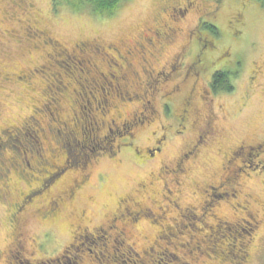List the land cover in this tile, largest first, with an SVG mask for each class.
<instances>
[{
	"label": "rangeland",
	"instance_id": "1",
	"mask_svg": "<svg viewBox=\"0 0 264 264\" xmlns=\"http://www.w3.org/2000/svg\"><path fill=\"white\" fill-rule=\"evenodd\" d=\"M187 1H194L195 6L192 4L180 19L177 18L175 34L155 46L159 49L157 55L148 58L154 68L160 70L177 61L182 74L184 69L194 66L195 39L202 37L213 44L212 63L209 65L204 60V70L187 78L169 103L170 112L178 114L188 97L189 111L184 123L187 127L182 131L180 125L163 114L161 95L148 97L156 99L152 101L155 117L136 130L132 144L123 145L124 141L118 138L113 141L114 145H121L118 152L109 155L106 150H98L99 153L92 154L81 166L71 163L69 158V166L42 192L36 193L31 198L33 203L18 214L14 230L22 234L20 242L24 250L19 256L22 264L24 259L30 264H264V216L258 205L264 198V0H124L111 15H96L88 9L75 11L65 5L53 10L52 0H0V127L23 124L33 114L35 100L43 98L40 72L30 81L14 77V72L33 69L47 59L48 48L36 50L32 40L24 38L23 26L27 22L47 32L66 49H72L80 41L130 46L139 42L143 34L150 37L147 29L157 28L159 21L166 19V7H177L178 3ZM206 21L217 27L215 34L201 26ZM8 31L15 33L18 39ZM225 56L230 60L224 67L225 59L221 58ZM133 62V68L141 72L139 62ZM196 66L192 71H198L199 65ZM216 70L226 71L230 90L220 86L208 88L209 74ZM6 76L10 78L4 79ZM181 78V75L172 76L173 82H180ZM195 78V91L191 92ZM68 97L69 94L63 99L60 97L59 102L66 118L70 116ZM131 107L132 104L125 103L121 108L127 112ZM208 121L210 126L206 130ZM161 125L169 127L167 138L161 150L148 158L143 150L156 145L154 136L163 134ZM26 134L32 135L31 128L28 127ZM198 136L201 140L183 159ZM45 145L58 151L55 160L59 163L63 151L52 139ZM244 146L253 147L249 155ZM33 148L40 153L38 147ZM20 150L23 151L22 145ZM3 152L12 154L10 148ZM35 155L28 154L31 167L24 169L22 179L11 169L0 182L6 199L0 198V251L11 244L14 231L9 224L7 202L16 201L20 192L33 186L43 173L44 165L37 163ZM180 159H183L184 171L176 172L174 176L180 180L175 184L172 169ZM164 165L167 169H163ZM82 170L85 180L72 198L65 197L60 215L41 216L39 206H44L48 198L39 200L40 196L47 191L63 195L73 180H79ZM234 175L235 180L231 181ZM141 184L149 187L142 190ZM208 184H221V187L212 191L214 195L210 191L204 193ZM165 188L173 191V195L179 190L180 207H191L193 213L180 217L170 202L174 197L169 193L170 201L163 198ZM125 197L139 201L153 212L157 207L151 200L156 199L158 205L166 206L164 216L149 212L133 222L122 216L110 222L117 203ZM249 213L255 218L251 219ZM216 218L239 222V226L223 224L221 231L213 234ZM242 219L248 223L241 225ZM174 222H179L177 229L163 235L166 225ZM79 226L91 231L103 228L105 238L103 234L99 238H83V235L74 238L80 232ZM230 243L234 244L230 250L234 254L223 261L218 259V249ZM241 244H247L245 257L237 250ZM114 245L119 252H111ZM128 245L140 255V250L150 246L155 252L150 253V258L141 255L143 260H140L134 253L128 256L129 252H124L128 251Z\"/></svg>",
	"mask_w": 264,
	"mask_h": 264
},
{
	"label": "flooded vegetation",
	"instance_id": "2",
	"mask_svg": "<svg viewBox=\"0 0 264 264\" xmlns=\"http://www.w3.org/2000/svg\"><path fill=\"white\" fill-rule=\"evenodd\" d=\"M192 4L194 5V1H187L184 4L178 3L177 7H166L164 12L166 19L164 18V20H160L157 28L147 29V34H150V37L143 34L141 35V40H139V42H135L130 46H114L112 44L103 46L91 41H80L76 43L72 49H66L60 44H57V41L49 37L47 32L41 30L34 24L27 22L28 24L23 26L24 38L32 40V46L36 50L40 49L41 51L43 50L42 47L48 48L47 59L33 69H24L22 70L23 72L20 71L19 73L14 72V77L20 81H30L34 78L37 71L40 72L38 76L42 83L41 88L43 98L41 100H35L32 113H35L38 107L42 105L44 116L42 115L39 117V119L41 118L40 122H32L33 126L25 121L21 125L0 127V182L9 174L11 169L18 179L23 178L22 173L27 167L26 157H28L29 153H32V149L24 144L26 146L24 150L27 149V151L17 152L12 146L11 141L16 135H22L25 137V132L29 125L34 129V133L37 137L36 144L40 151V153H34L36 154L37 163L41 166L44 165V167L41 169V172H43L42 175L33 186H30L25 192H20L19 198L16 201H6L9 205V224L13 230L17 225L18 214L23 213L27 208V205L33 203L31 202L33 201L31 198L36 193L42 192L48 183L54 181L53 178H55L58 172L68 164L69 157L62 145L61 133H76L78 137H81L82 127L84 125H89L92 129L93 141L96 142L97 145L107 146L108 150H110L109 155H113L115 152H118L121 147L120 144L114 145V140L119 138L124 141L123 145L132 144L136 130L141 127L143 123L148 124L151 122L152 118L154 119L156 112L152 101L156 99L147 98H155L159 95H161V109L163 114L171 118L177 125H180L179 127L182 131L187 127L184 123L187 120V113L189 111L188 97L185 98L186 100L183 102L178 114H172L170 112L171 106L169 103H171L172 98L181 91V84H185L187 78L197 76L198 72L204 70V60H207L209 65L212 63L213 44L207 40L203 41L202 45L195 41L197 49L193 57L194 66H191L192 69L190 70L189 67H187L182 74H180V68H177V61V63L175 61L168 63L167 67L162 65L161 67H165L163 70H160V68H154L148 58H153L157 55L159 49L154 48L155 46L157 47L165 40H169L175 34V25L176 22H178L177 18L180 19L185 12L192 7ZM8 33L18 39L12 31H8ZM225 58L226 56L221 58V60ZM133 60L139 62L141 72H137V70L133 68V65L135 64ZM228 60H230L228 57L224 60V67L228 66ZM196 65H199L198 71H192L193 68L197 67ZM212 74L213 72L209 74V79L207 80V85L210 90L214 88ZM173 75H181L182 78L180 82H173ZM169 77H171L172 80L169 79ZM3 78L7 80L10 77L6 76ZM169 80L173 83L169 84L170 82H167ZM195 84L196 78L193 79L191 92L195 91ZM201 89L205 91V88L202 87ZM160 91H162V93H160ZM68 94L70 95V97H68L70 102V116L66 118L59 102L65 97V95L68 96ZM78 95H80V97H78ZM84 96H86L85 99ZM125 103L133 105V107L127 112L122 111L121 108ZM49 105L54 111L53 114L48 109ZM52 115L53 117L51 118ZM196 119L198 118L196 117ZM42 121H44V124ZM194 122L195 121L193 120L192 123ZM169 125L172 124L170 123ZM208 126H210L209 121L205 126L206 130H209ZM161 128L163 134L154 136V143L156 145L145 147L143 150V153H145L148 158L154 157V155L161 150V145L167 138L169 127L161 125ZM182 131L179 130L178 132ZM49 139H52L53 142L56 143L57 148L63 151V157H61L59 163L55 160L57 159L58 151L49 146L48 148H45V142ZM199 140H201V136H198V139L195 140V143L191 148L183 154V159L184 157H188V154H191L193 148L199 143ZM5 148H10L12 154H5L3 152ZM115 148L116 150H114ZM244 148L245 152L249 155V151L252 150L253 147L244 146ZM135 151L138 156H141V153L138 150L135 149ZM233 154L234 151L231 155ZM183 159H180L172 169V172H175L173 176L176 175V172L183 173L184 167L181 164ZM228 159L230 160V157L227 158V161ZM163 169H167V167L164 165ZM235 177V175L232 176L231 181L235 180ZM173 178V182L179 184L180 178L176 176ZM84 180L85 174L82 170L79 180H73V184L66 188L63 195H52L50 191H47L40 196L39 200L48 198L44 206L43 204H40L39 206L38 211L41 216L45 218L58 217L61 213V204L65 200V197L72 198L75 194L76 188ZM149 184L150 186L152 185L151 183ZM148 187L147 184H141L142 190H146ZM219 187H221V184L216 186L208 184L203 192L210 191L211 194L214 195L212 191H215V188ZM174 192L175 194L173 195V191L165 188L166 194H163V198L170 201L168 196L169 193L174 197L170 202L180 213V217H184L186 213H193L194 209L191 207H180L177 199L179 190ZM0 198H2V201L6 200L5 197H3L1 190ZM151 202L156 205V212H153L150 207L143 206L139 201L134 200L131 197L121 198L119 203H117V208H115V212L112 214L110 222H114L120 216L125 217L127 221L133 222L141 215H147L149 212H152L153 215L164 216L165 210L163 207L166 206L164 204V206L158 205L159 202L156 199L151 200ZM248 202L249 201L247 200L246 203ZM258 205L264 216V198L258 202ZM249 217L251 219L255 218L251 213H249ZM243 219L240 221L241 225L248 223ZM178 223L179 222H174L173 225H166L165 232L170 234L173 228L177 229L179 225ZM223 224L230 225L234 228L235 226H239V222H227L220 218H216L213 228L214 230L211 232L214 234L221 231V227L225 226H223ZM78 229L80 231L77 234L78 236L80 233L93 236H102V234L104 236L105 234V230L98 227L94 228L93 231L88 227L82 228L79 226ZM161 229L164 230V228ZM15 230L11 232V244H7L0 251V264H22V261L19 258L24 250L23 245L20 242L22 234L16 233ZM77 235H75L74 238H77ZM246 245L241 244V247L237 249L242 257L248 255L247 248H245ZM128 246L129 248H132L131 245ZM233 246L234 244L232 245L230 243V246H226L225 248L221 247L222 249H225V251H221L227 252L224 254L225 258L231 257L232 254H234V252L230 251L233 249ZM153 249L154 247L150 246L148 251ZM142 253L148 254L145 250ZM30 263L29 260L24 259L23 264Z\"/></svg>",
	"mask_w": 264,
	"mask_h": 264
},
{
	"label": "trees",
	"instance_id": "3",
	"mask_svg": "<svg viewBox=\"0 0 264 264\" xmlns=\"http://www.w3.org/2000/svg\"><path fill=\"white\" fill-rule=\"evenodd\" d=\"M122 1H124V0H52V7H53V10H57L61 5H65V6L70 7L71 9H73L75 11H78L80 9H88L89 11H91L92 13H94L96 15H111L117 10V8L119 7V5L121 4ZM201 26H203L207 31H209L210 33H213V34H215L217 31V27L214 26L213 24H211L210 22H207V21L202 23ZM195 41L198 43H201V45H202L203 41H206V40H204L202 37L201 38L199 37L197 40L195 39ZM226 75H227L226 71H223V70L214 71L212 74L213 87L216 88V87L220 86V88H223L225 90H230L231 86L227 85ZM51 96L54 97L53 95H51ZM78 97H80V95H78ZM85 98H86V96H84V99ZM42 107H43L42 105L39 106L37 109V112L31 114L27 118V120H26L27 123H32V122L38 121V119L40 117L39 115L42 116L44 114V112L42 111ZM48 109H49V111H51L52 114L54 113V111L50 105L48 106ZM52 117H53V115L51 116V118ZM29 128H31L32 135H27L26 134L27 130H26L25 137H23L22 135H16L13 137L11 144L14 147L15 151L23 152L25 147H26L24 144H26L27 146L30 147V149H32L31 151L33 153H37V152H35L36 149L33 148V146H35L36 148L38 147L36 144L37 137H36V134L34 133V129L32 128V126L29 125ZM27 129H28V127H27ZM81 134H82V136L78 137L76 135V133H73V134L61 133L62 145L65 148L66 153L68 154V157L71 159L70 160L71 163H73V164L77 163V164H79V166H81L83 164L85 165L89 161L90 156L92 154L95 155L96 153L100 152L98 150H101V151L106 150V151H108L107 153L110 152V150H108L107 146L97 145L96 142L93 141L92 129L89 125H84L82 127ZM15 144H17V146ZM20 145H22L23 151L20 150ZM26 158H27L26 159L27 160V167H31V164L28 161L29 160L28 157H26ZM67 166H69V165H66L65 167H63L58 172V174H60V172H62L63 169H65ZM55 178H53V179H55ZM238 233H240V232H238ZM168 234H169L168 232L163 233V235H168ZM82 235H83V238L93 236L90 234L85 235L83 233H80L79 237L80 236L82 237ZM94 237L99 238L101 236H95L94 235ZM103 237L105 238V236H103ZM113 241L115 243V239H113ZM222 248L218 249V251H219L218 252L219 258L218 259L223 261V260H225L224 254L227 252H223V251H225V249H222ZM127 250L128 251H124V252H129L128 256H133V253H134V256L136 258L138 256V258H140V260H143V259H141L143 256L144 257L149 256V258H150V253L155 252V251H153L154 249L151 251H148V248H147V250H145V251L148 252V254H146V253L143 254L142 253V252H144V249H143V250H140L141 255H143V256H141L138 253L139 251L137 252L133 248H129V246H127ZM129 250H131V251H129ZM221 250H223V251H221ZM111 252H119V251L117 250V247H115V245H114V246H112ZM100 253L102 255L106 254L105 252H100ZM111 257L114 258V256H111ZM136 261H137V259H136ZM132 262H135V259H132Z\"/></svg>",
	"mask_w": 264,
	"mask_h": 264
}]
</instances>
